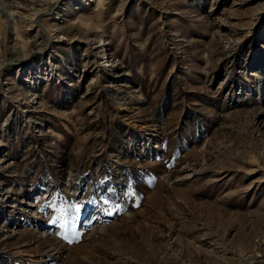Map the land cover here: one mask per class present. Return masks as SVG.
I'll list each match as a JSON object with an SVG mask.
<instances>
[{
  "label": "rangeland",
  "instance_id": "obj_1",
  "mask_svg": "<svg viewBox=\"0 0 264 264\" xmlns=\"http://www.w3.org/2000/svg\"><path fill=\"white\" fill-rule=\"evenodd\" d=\"M0 264H264V0H0Z\"/></svg>",
  "mask_w": 264,
  "mask_h": 264
}]
</instances>
